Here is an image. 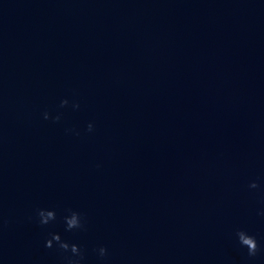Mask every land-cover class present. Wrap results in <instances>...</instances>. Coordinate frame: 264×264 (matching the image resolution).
<instances>
[{
    "label": "water",
    "instance_id": "obj_1",
    "mask_svg": "<svg viewBox=\"0 0 264 264\" xmlns=\"http://www.w3.org/2000/svg\"><path fill=\"white\" fill-rule=\"evenodd\" d=\"M262 208L264 0H0V264H264Z\"/></svg>",
    "mask_w": 264,
    "mask_h": 264
},
{
    "label": "clouds",
    "instance_id": "obj_2",
    "mask_svg": "<svg viewBox=\"0 0 264 264\" xmlns=\"http://www.w3.org/2000/svg\"><path fill=\"white\" fill-rule=\"evenodd\" d=\"M69 104V100L67 98L61 100L60 107L63 108ZM74 108H79L80 105L78 102L73 104ZM43 117L45 120L51 119L54 122H58L61 119V114H56L53 116L50 112L45 111L43 113ZM94 130V124L89 123L87 126V131L92 132ZM71 131V130H70ZM80 133L77 131L76 135ZM260 187L259 182L253 180L249 184V188L256 189ZM67 215L63 217L64 223L67 231L72 230H83L85 229V221L82 217L81 213L75 210H68ZM258 215L264 217V208H262ZM38 222L40 225H48L51 222H54L57 219V213L55 209H47L41 208L37 211ZM236 236L238 237V242L242 247L247 248V255L250 258L256 257L260 254L264 249H262L260 243L258 242L255 235L249 234L245 229H238L236 232ZM45 247L47 248H56L62 253H71V255H66L65 260L67 264H84L85 260V250L81 248V246L77 243H69L67 240L62 239L61 234L58 232H52L49 234V238L46 240ZM98 255L100 258H106L109 255L108 248L106 246H101L97 249Z\"/></svg>",
    "mask_w": 264,
    "mask_h": 264
}]
</instances>
